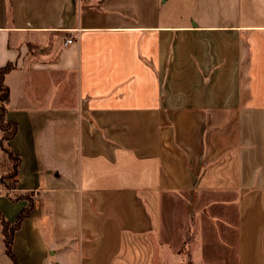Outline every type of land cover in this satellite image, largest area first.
Instances as JSON below:
<instances>
[{"label":"crops","instance_id":"1","mask_svg":"<svg viewBox=\"0 0 264 264\" xmlns=\"http://www.w3.org/2000/svg\"><path fill=\"white\" fill-rule=\"evenodd\" d=\"M206 1L0 0V264H264V0Z\"/></svg>","mask_w":264,"mask_h":264},{"label":"trees","instance_id":"2","mask_svg":"<svg viewBox=\"0 0 264 264\" xmlns=\"http://www.w3.org/2000/svg\"><path fill=\"white\" fill-rule=\"evenodd\" d=\"M12 68L13 66L11 64H7L6 66L0 68V131H1L0 146L1 147H2L3 142H6L8 144V142L14 137L16 133V124L7 120L5 117L6 104L8 101L9 91H8V88L5 86L3 79H4L5 74L8 73ZM2 151L5 152V149ZM8 155H9V159H13L14 161L12 171H13V178L15 179L17 175V168H18L19 160L10 151L8 152ZM27 215H28V209H25L24 211L20 213V215L18 216L14 224H9L3 219L1 220V226H2L1 233L3 236L5 253L11 259L12 264H16L14 260V256L11 251L13 234L19 227L21 220ZM6 229L8 231H6Z\"/></svg>","mask_w":264,"mask_h":264},{"label":"rangeland","instance_id":"3","mask_svg":"<svg viewBox=\"0 0 264 264\" xmlns=\"http://www.w3.org/2000/svg\"><path fill=\"white\" fill-rule=\"evenodd\" d=\"M206 3V0H166L165 5H162V10H169L171 13L175 14L174 16L169 17L168 20H185L186 22H189L191 18L198 20L200 18L204 19L207 17L206 15L209 13L210 8L209 5H207ZM200 10L204 12V14H202V17H199ZM7 145L8 144L6 142H3L2 147H0L2 150L5 149V152L3 151L2 154L3 157L1 162V165H3L4 168V174L1 176L0 180L3 188L11 189L15 185V179L13 178L12 171L14 161L13 159H9L8 152L10 151V149ZM6 231L8 230L6 229Z\"/></svg>","mask_w":264,"mask_h":264},{"label":"built area","instance_id":"4","mask_svg":"<svg viewBox=\"0 0 264 264\" xmlns=\"http://www.w3.org/2000/svg\"><path fill=\"white\" fill-rule=\"evenodd\" d=\"M71 42H72V39H71V38H67V39H65V41H64V45L71 44Z\"/></svg>","mask_w":264,"mask_h":264}]
</instances>
